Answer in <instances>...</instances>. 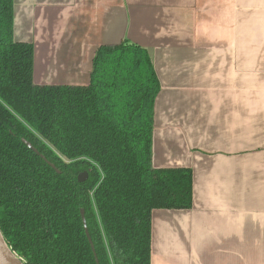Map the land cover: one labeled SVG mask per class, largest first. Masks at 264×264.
Segmentation results:
<instances>
[{"label":"crops","instance_id":"0c3cea01","mask_svg":"<svg viewBox=\"0 0 264 264\" xmlns=\"http://www.w3.org/2000/svg\"><path fill=\"white\" fill-rule=\"evenodd\" d=\"M35 83L87 85L101 46L152 55L155 168L193 171L152 215V264H264V0H14Z\"/></svg>","mask_w":264,"mask_h":264},{"label":"trees","instance_id":"16d2710c","mask_svg":"<svg viewBox=\"0 0 264 264\" xmlns=\"http://www.w3.org/2000/svg\"><path fill=\"white\" fill-rule=\"evenodd\" d=\"M14 23V0H0L7 245L24 264H97L84 211L99 264H152L153 212L193 205V171L153 165L161 84L152 55L130 41L101 46L87 85H39L35 46L15 40Z\"/></svg>","mask_w":264,"mask_h":264},{"label":"water","instance_id":"95a60500","mask_svg":"<svg viewBox=\"0 0 264 264\" xmlns=\"http://www.w3.org/2000/svg\"><path fill=\"white\" fill-rule=\"evenodd\" d=\"M24 143L30 149H32L33 151H35L36 153H38V151L30 143H28L25 140H24ZM49 165H51V167L53 169H55L56 171H58L53 164L49 163ZM87 179H88V174L87 173H83V174L79 175V178H78V180H79L80 183H84ZM81 215H82V219H83L84 229H85L86 235L88 237L89 243L91 244L92 250H93V252H94V254L96 256V262H97V264H99V260H98L97 255H96L95 246L93 244L92 238H91L90 233H89V230H88L87 221H86V218H85L84 211L81 212ZM0 264H24L23 261H22V259H20L16 255V253L11 248H9V246L7 245V243H6L3 235L1 233V231H0Z\"/></svg>","mask_w":264,"mask_h":264},{"label":"rangeland","instance_id":"374dc122","mask_svg":"<svg viewBox=\"0 0 264 264\" xmlns=\"http://www.w3.org/2000/svg\"><path fill=\"white\" fill-rule=\"evenodd\" d=\"M35 80V79H34Z\"/></svg>","mask_w":264,"mask_h":264}]
</instances>
